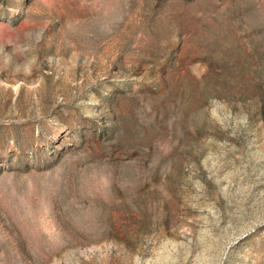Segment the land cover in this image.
Segmentation results:
<instances>
[{"label":"rangeland","instance_id":"1","mask_svg":"<svg viewBox=\"0 0 264 264\" xmlns=\"http://www.w3.org/2000/svg\"><path fill=\"white\" fill-rule=\"evenodd\" d=\"M0 264H264V0H0Z\"/></svg>","mask_w":264,"mask_h":264}]
</instances>
